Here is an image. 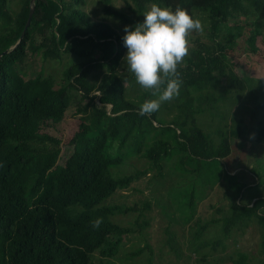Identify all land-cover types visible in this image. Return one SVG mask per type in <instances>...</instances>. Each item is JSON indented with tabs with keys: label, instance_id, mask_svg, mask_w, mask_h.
<instances>
[{
	"label": "trees",
	"instance_id": "16d2710c",
	"mask_svg": "<svg viewBox=\"0 0 264 264\" xmlns=\"http://www.w3.org/2000/svg\"><path fill=\"white\" fill-rule=\"evenodd\" d=\"M7 1L0 0V264H115L112 257L122 237L134 229L113 222L111 216L134 210L141 213L148 203L125 206L107 200L148 169L159 177L167 161L176 163L180 178L186 177L187 185L180 189L188 188L183 196L190 208L193 184L205 176L204 165L211 160L201 123L203 115L212 117L207 112L221 99L216 90L220 86L226 92L234 91L229 96L238 104L231 116L228 108L224 117L227 140L236 146L250 140L252 149L264 140V82L247 88L245 77L229 62L226 46L214 40L222 24L231 19L242 21L248 34L244 48L256 53L255 42L264 34V0H158L161 7L174 11L179 6L194 19L196 12H203L212 43L196 42L184 64L178 65L179 95L150 115H139V106L156 97L141 88L128 70L122 36L107 21L93 19L82 8L85 0H35L20 39L30 0H19L14 15L7 10ZM150 1L132 0L138 20L133 26ZM101 3L105 17L126 21L108 0ZM64 55L83 60L66 65L59 80L43 74L40 64L33 68L37 57L61 60ZM71 104L78 115L65 140L43 131L62 120ZM161 109L174 110L172 117L161 120ZM250 152L252 161L264 165L258 153ZM132 155L145 158L147 167L121 173ZM233 176H228L232 186L227 191L231 198L235 195L229 210L221 219H209L210 223L222 222L211 247L220 244L224 248V238L232 228L241 230L255 220L261 226L260 257L236 251L231 262L264 264V195L250 196L241 203L238 196L244 182ZM255 176L256 194L262 192L264 180ZM98 217L103 223L93 229L91 221ZM207 222H196V238ZM134 224L141 230L147 221ZM137 253L134 250L131 255ZM145 264H150V258Z\"/></svg>",
	"mask_w": 264,
	"mask_h": 264
},
{
	"label": "rangeland",
	"instance_id": "374dc122",
	"mask_svg": "<svg viewBox=\"0 0 264 264\" xmlns=\"http://www.w3.org/2000/svg\"><path fill=\"white\" fill-rule=\"evenodd\" d=\"M108 1L113 8L123 14L126 21L105 17L102 13L101 0H85L82 8L93 19L107 21L123 37L124 26L133 27L138 21L135 20L137 16L132 8V0ZM154 3L159 5L158 0H151L146 9L149 10ZM19 7V0L7 1L6 8L10 14L14 15ZM143 13L139 17L138 23L143 22ZM195 19L202 22L204 31L203 33L193 31L189 34V51L196 46L198 41L207 44L212 43L204 13L196 12ZM233 25L240 26L233 28ZM216 33L214 40L220 41L226 46V53L230 56L229 62L232 63L239 76L245 77L247 88L260 86L264 82V34L257 38L255 44L258 50L256 53H252L248 51V48H244L248 34L247 29L242 26V21L231 19L228 23L222 24ZM126 52L127 49L125 54ZM76 60L83 59L73 55H64L61 60L41 61L37 57L32 65L33 68L38 69L40 64L43 74H50L54 79L59 80L62 69ZM183 64L184 62L180 65ZM221 87L216 89L220 91L221 99H217L212 110L207 112L212 117L208 118L203 115L204 120L201 127L203 125L202 128L208 137L209 151L207 157L211 160L204 165L202 175L205 176L195 180L193 184L194 198L190 208L187 207L183 196V191L188 188L180 189L181 185L184 187L187 185L186 177L180 178L176 163L170 165V161L165 162L159 177L152 176L155 174V170L148 169L146 174L141 175L128 188L117 190L107 200L108 203L125 206L136 204L140 207L144 203H148V208L141 213L139 210H134L126 214L119 213L111 216L113 222L134 229L122 237L121 245L115 256L112 257L115 264H145L148 258H150V264H232L231 258L237 257L236 251H244L249 254L250 258L260 257L258 251L261 226L255 220L250 222L248 226L242 227L241 230L232 228L229 235L224 238V248L220 244H216L214 249L211 247L212 239L218 237L217 235L220 233L219 229L222 222L210 223L209 219H221L222 215L229 210L231 200L235 198V195L234 198H231L230 192L227 191L232 185L226 166L233 170V178L236 181L241 180L242 184L244 182L238 196L241 203H244L246 198L250 196L264 195L263 182H261V193L255 194V187L252 186L257 180L255 175L262 181L264 180V165L261 163L257 165L258 161H252V158L249 157L253 155L250 150H253L254 153H258V159L261 158L259 161H264V140L259 144L254 143L258 144V147L253 149V142L250 140L240 142L238 146L233 145L232 140H227L224 136L227 120L224 117L229 113L228 108H230L231 114L229 113V116H231L234 112L233 109L238 104L235 105V98L229 96L235 95V92L232 90V92H226ZM74 110V105L71 104L62 120L43 128V131L60 141L65 140L75 126L78 114L76 115ZM160 112V118L165 122L172 117L174 110L161 109ZM259 116L261 117V113ZM262 119L264 123V113H262ZM199 121L201 122V120ZM251 135L255 136L253 132ZM230 149L231 153L227 156ZM226 160L231 163L228 164ZM146 167V159L135 155L126 158V163L123 164L122 169L119 166L121 173H128L134 169L141 171ZM113 170L117 172L118 168L115 167ZM221 172L222 174H220ZM135 221H147V224L138 230L134 224ZM204 221H208L207 223L210 224L196 238L198 228L196 222L201 225ZM193 241L198 242L193 244ZM199 242L200 245L195 247ZM134 250L138 253L132 256L131 253ZM94 254L95 257L98 256L97 252Z\"/></svg>",
	"mask_w": 264,
	"mask_h": 264
},
{
	"label": "clouds",
	"instance_id": "9594fccd",
	"mask_svg": "<svg viewBox=\"0 0 264 264\" xmlns=\"http://www.w3.org/2000/svg\"><path fill=\"white\" fill-rule=\"evenodd\" d=\"M123 31V46L127 49L123 61L135 82L156 97L139 106V115H150L179 95L182 80L178 65L189 53L188 36L193 31L203 33L204 28L187 10L177 6L173 11L154 3L143 13L142 23L126 25ZM102 223L98 217L91 226L98 229Z\"/></svg>",
	"mask_w": 264,
	"mask_h": 264
},
{
	"label": "water",
	"instance_id": "95a60500",
	"mask_svg": "<svg viewBox=\"0 0 264 264\" xmlns=\"http://www.w3.org/2000/svg\"><path fill=\"white\" fill-rule=\"evenodd\" d=\"M34 1H35V0H30V1H29V9H28L27 18H26L25 24H24V26H23V29H22V31H21V34H20L19 39L23 37V35H24L25 31H26V28H27V26H28L29 23H30V19H31V16H32V13H33V9H34ZM17 42H18V41H17ZM7 51H8V50H4L3 53H5V52H7ZM0 56H1V54H0Z\"/></svg>",
	"mask_w": 264,
	"mask_h": 264
},
{
	"label": "crops",
	"instance_id": "0c3cea01",
	"mask_svg": "<svg viewBox=\"0 0 264 264\" xmlns=\"http://www.w3.org/2000/svg\"><path fill=\"white\" fill-rule=\"evenodd\" d=\"M227 172H228V175H230V174L232 175V173H233V171H228V170H227ZM222 178H224V176H222ZM240 182H242V181L240 180Z\"/></svg>",
	"mask_w": 264,
	"mask_h": 264
}]
</instances>
